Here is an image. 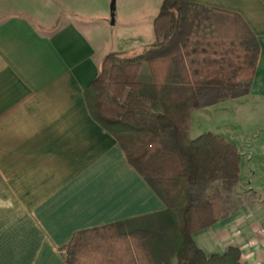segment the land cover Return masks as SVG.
I'll return each instance as SVG.
<instances>
[{"label":"crops","instance_id":"crops-1","mask_svg":"<svg viewBox=\"0 0 264 264\" xmlns=\"http://www.w3.org/2000/svg\"><path fill=\"white\" fill-rule=\"evenodd\" d=\"M111 1L0 0V264H66L63 252L76 231L116 222L124 232L152 229L166 210L85 101L105 54L136 53L156 38L153 11L162 0H147L153 11L144 18L136 17L143 0H114L113 23ZM184 1L238 13L259 44L249 92L192 109L187 132L194 138L212 132L194 119L225 103L264 112V0ZM111 25L121 29L114 50L105 36ZM247 158L250 181L240 180V163L238 183L224 195L249 190L258 200L227 204L230 213L192 239L206 256L234 246L244 264H264V184H253ZM150 256L157 264L155 244Z\"/></svg>","mask_w":264,"mask_h":264},{"label":"trees","instance_id":"trees-1","mask_svg":"<svg viewBox=\"0 0 264 264\" xmlns=\"http://www.w3.org/2000/svg\"><path fill=\"white\" fill-rule=\"evenodd\" d=\"M152 24L153 42L102 57L84 97L166 210L152 229L124 232L116 222L76 231L63 252L66 264H156L151 244L157 264H244L238 247L206 256L192 239L230 213L224 194L238 183L240 151L218 134L190 138L187 130L192 109L249 92L257 38L238 13L184 0H162ZM257 200L246 190L236 206Z\"/></svg>","mask_w":264,"mask_h":264},{"label":"rangeland","instance_id":"rangeland-1","mask_svg":"<svg viewBox=\"0 0 264 264\" xmlns=\"http://www.w3.org/2000/svg\"><path fill=\"white\" fill-rule=\"evenodd\" d=\"M139 9L140 11H138L136 17L141 15V18H144V15L150 14L153 11L152 5H150L147 0L142 1ZM157 10H159L158 5H156V9H154L153 12H156ZM120 31L121 29L116 28L115 25L108 26L105 32V36L109 40L107 44L108 49L114 50L111 49L113 48L112 40ZM210 112L211 114L206 117H196L194 119V121H196L195 125L206 126V130L225 137L237 146L241 154V173L239 172L240 180L244 183L250 181L249 175L246 173V159H248L247 156L249 155V164L255 166L256 169V174L252 182L258 187H261L264 184V175H261V173L264 172V144L262 140L264 138H261V136H264V129L262 127L264 123V112L258 114L255 109L246 110L244 105L237 106L235 102L225 103L219 108L211 109ZM204 113L205 112H203L202 115H204ZM241 144L242 149H240ZM243 193L238 195L242 196ZM227 199L229 207L236 205L237 197H228Z\"/></svg>","mask_w":264,"mask_h":264},{"label":"water","instance_id":"water-1","mask_svg":"<svg viewBox=\"0 0 264 264\" xmlns=\"http://www.w3.org/2000/svg\"><path fill=\"white\" fill-rule=\"evenodd\" d=\"M113 2H114V0L111 1V5H110V9H111V13H110V15H111V23H113V21H114V19H113V9H114Z\"/></svg>","mask_w":264,"mask_h":264}]
</instances>
